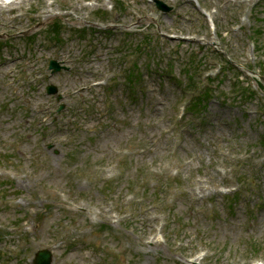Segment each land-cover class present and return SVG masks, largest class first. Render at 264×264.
Masks as SVG:
<instances>
[{
  "label": "rangeland",
  "instance_id": "rangeland-1",
  "mask_svg": "<svg viewBox=\"0 0 264 264\" xmlns=\"http://www.w3.org/2000/svg\"><path fill=\"white\" fill-rule=\"evenodd\" d=\"M162 1L0 0V264H264V0Z\"/></svg>",
  "mask_w": 264,
  "mask_h": 264
},
{
  "label": "water",
  "instance_id": "water-1",
  "mask_svg": "<svg viewBox=\"0 0 264 264\" xmlns=\"http://www.w3.org/2000/svg\"><path fill=\"white\" fill-rule=\"evenodd\" d=\"M156 5L164 11L171 9L170 6H167L165 3H163L160 0H156ZM50 67H53L54 70H57L59 68V66L54 60L51 61ZM54 91L55 89L53 86L48 87V92H54ZM61 108H62V105L60 106L59 109ZM51 261H52V254L48 249H41L36 252V255L34 258V264H51Z\"/></svg>",
  "mask_w": 264,
  "mask_h": 264
},
{
  "label": "trees",
  "instance_id": "trees-1",
  "mask_svg": "<svg viewBox=\"0 0 264 264\" xmlns=\"http://www.w3.org/2000/svg\"><path fill=\"white\" fill-rule=\"evenodd\" d=\"M57 26H58V25H57ZM199 101H200V100H199ZM195 105L200 106L198 100L195 102Z\"/></svg>",
  "mask_w": 264,
  "mask_h": 264
}]
</instances>
